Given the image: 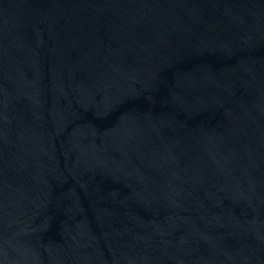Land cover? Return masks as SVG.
Returning a JSON list of instances; mask_svg holds the SVG:
<instances>
[{"label":"water","instance_id":"obj_1","mask_svg":"<svg viewBox=\"0 0 264 264\" xmlns=\"http://www.w3.org/2000/svg\"><path fill=\"white\" fill-rule=\"evenodd\" d=\"M0 264H264V0H0Z\"/></svg>","mask_w":264,"mask_h":264}]
</instances>
